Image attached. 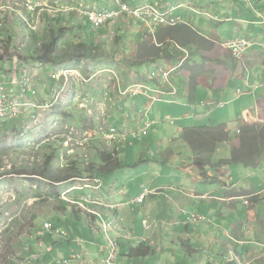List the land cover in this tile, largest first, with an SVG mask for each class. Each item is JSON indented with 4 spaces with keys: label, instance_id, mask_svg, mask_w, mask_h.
<instances>
[{
    "label": "rangeland",
    "instance_id": "rangeland-1",
    "mask_svg": "<svg viewBox=\"0 0 264 264\" xmlns=\"http://www.w3.org/2000/svg\"><path fill=\"white\" fill-rule=\"evenodd\" d=\"M171 1L172 0H0V61H5L4 64H0V78L6 81L8 74L11 73L15 75L22 67L21 72L29 76V89L34 91L32 92V94H34L33 97L29 96L28 98V96H26L24 101L28 104L25 107L24 105L21 106L22 117L19 118V120L0 123V146L2 142H5L7 147H16L0 156V173L3 171L11 172L16 169L29 174L32 171L43 172L46 168L49 175L48 178L36 177V180L32 178L35 181V183H33L35 189L28 180L23 178V176H5V178L0 180V264H65L63 263L65 260H68V264H99L102 256L99 251L95 253L96 250H93L92 254L89 255L83 252L84 249H86L84 244L80 246L77 242L80 241L82 237H85L87 228L90 230L91 235L92 233L95 235L91 228L100 230V228H103L104 223L106 225L109 222H118V216L113 214L110 210L115 207L105 206L100 199L92 198L90 194H84L80 199H75L70 193H67L70 197L69 201H61L58 200L57 197L52 198L48 195L50 191L51 194L52 191H54L53 187H57L61 193L66 192L67 189L72 190L80 186H89L90 188L92 187L91 189L93 190L100 186L103 187V185H101L102 183H100L97 178L89 174L90 170L95 171L96 166L99 167L100 165L95 164L99 160L97 151L95 150L96 152H94L92 149H89L88 152H82L79 156V149L77 148H85L86 143L91 142L93 139L92 131L99 128V126L103 127L104 113L102 112L99 114L100 116H98V113L95 114L90 112L92 115L88 117L89 122H85L82 115H84L83 111H85L86 108H80L82 102L73 101V96L77 92L85 91L86 93L88 91V93L91 91L98 93V88L102 85H106L105 91L107 94L111 93L114 88L112 83L113 80H118L116 85L122 86V82L130 78L131 74L128 73V69L131 67V64L136 65L141 63L138 68L133 66L132 70L139 72L145 80H149L150 75L148 72L151 73L152 70L149 69L151 66L147 64L145 60L151 58L149 55L153 54V56H155L154 61H157L156 56L159 55V52L156 51L157 47L155 48V45L151 44L148 34L144 38L143 32L146 33L147 30H152L158 25L150 18L143 19L135 15L144 14L151 17L149 9L138 12L139 9L150 6L163 12L161 3H169ZM223 1L225 2L226 0ZM241 1L243 2V0ZM211 4L220 5L221 2L219 0H211ZM251 5L254 6L251 1L247 3L248 7ZM260 6L264 7V0L260 1ZM125 7H129L130 10L124 11ZM113 9H117L115 10L116 16L114 15L112 19L107 20L102 28H93L91 19L93 15H95V17L97 15L92 11L96 10L95 12H101ZM173 9L174 8L170 10L167 9L166 11L172 12ZM109 13L113 14V12ZM128 16L132 17L130 18ZM256 28L258 29L255 31ZM61 30H66L63 32V36L60 35ZM141 30H143L142 33ZM260 30L264 31V26H250V36H254L255 32ZM138 32L141 33V36ZM152 35L150 37L154 38ZM54 37L57 39L55 56L52 58L55 62L50 63V65L47 63H42L43 65H40L41 62L36 61L37 57L34 50L37 48L44 49ZM263 38L264 36L261 37V40H263ZM226 43L227 42L219 43V45L226 51H229L225 47ZM79 45H82L81 49L76 48V46ZM174 46V52L172 51L173 53L167 54L166 51L170 49V46L164 45L162 47L164 52H162L158 58L161 57L162 59H159L168 62L167 65L169 68L176 70L178 67H173L174 62L177 60H174V55L180 56L181 51L185 50L181 47L179 50L176 44ZM172 48L174 47L172 46ZM83 54L84 56H82ZM188 54L191 56L193 53L188 52ZM187 56L188 55L184 56V59H181L182 63L179 67L185 64ZM187 60L190 61V58ZM11 61H13V64H11ZM111 64L112 69L108 67V65ZM125 66L128 72L121 73ZM103 69L106 72L113 71L114 73H110L111 80L106 77L109 82H100L99 84L100 76L105 72ZM72 70L78 73H68V71ZM259 70L263 71L262 69ZM3 75H5V78H2ZM90 75L92 79H89ZM87 80L93 81L86 84ZM86 85H89V87ZM135 90L137 93H140L139 91L143 90V88ZM48 97H50L49 100ZM59 97H64V101L58 102V108L49 109V105L56 103ZM100 99L102 100V98ZM134 100L138 101L139 104L136 109H139L141 99L135 98ZM29 107L32 108L29 109ZM159 107L165 112L168 108L170 109V106H167V108L165 105L155 104L154 110L149 112V116L150 114L153 115L159 112V126L155 127L150 125L151 127L148 132L143 131L137 138H133L129 135L127 143L117 145L118 158L120 161L123 160L122 155H124L129 161L132 162V159L136 158V162H138L141 155H150L151 147L156 151L157 139L168 136L169 130L161 132L160 128L167 129L171 123L162 119ZM172 110L175 109L172 108ZM222 111L223 110H221V113ZM215 115L218 114H214L208 119L214 118ZM149 116L147 115L145 119L148 118L149 120ZM175 118L177 119L174 121L175 123H172V126L175 125L178 126V128L185 126V124L180 122V120H182L180 119L181 117ZM119 119L124 121V115L118 116L117 120ZM114 121L115 119L113 122ZM144 121L143 125H145ZM210 122L212 125H215L213 120H210ZM260 126L262 128L264 124L259 125L255 135L261 132ZM232 127L236 128V124H232ZM249 129L253 130L251 127ZM203 132L206 131L197 134H199L201 138L208 139H214V137L217 138V136H219L218 133ZM239 133L241 134V141L243 140L245 142L243 138L245 132ZM253 133V131L252 134L249 133L250 142L248 143V148L251 145L254 150L259 149L258 152L255 153L252 151L247 158H243V153L246 151L244 148L245 145H243L240 148H235L237 157L233 154L228 160L222 159L225 158L224 152L221 155L222 160L218 161L214 166L217 168H224L225 166H231L239 162L245 164L246 161L252 168H249L245 173L247 168L244 165H233L232 171L234 176L237 180L247 179V182L251 179L259 180V187L264 188V145L260 147V143L264 141H258L259 146H257V142L252 143ZM227 137V134L222 137V142L219 144L220 146L218 145L219 147L217 146L216 151L212 152L210 156H218L217 151L222 146L221 144L227 140ZM64 140H67V142ZM182 140L189 145L188 147H190V150L194 154H197V156H204V154H207V151L195 152L193 148H191L189 141H192L193 147L198 149L195 145L198 144L199 140L195 135H190L189 133L184 134L182 135ZM107 141L106 138H103L102 144H99V147L104 151L108 149L106 147ZM130 143L131 145H129ZM63 144H66V146ZM64 150L75 152H73L74 154L72 152L63 154ZM111 150L114 152L116 146L114 145ZM49 158L51 160H49ZM234 158L236 160H234ZM213 159L215 158H211V160ZM259 161L261 164L257 168ZM102 166L103 165H101V167ZM128 166L131 165L128 164ZM195 166L199 170L202 179H208L206 172L210 168L209 163H207L204 158H201L195 161ZM139 167L142 168L144 165ZM104 168H107V165H104ZM117 170L108 173L105 177L103 176L102 179L105 180L104 183H112V181H114L113 183L119 185L123 183H125V185L134 184L139 190V184H145L146 177H141L136 180H128L123 177L125 173L131 174L133 169H125V172H123L124 170ZM140 173H142V171H140ZM253 174L257 176L253 177ZM164 179L159 180V182L165 181ZM35 190L37 191L36 196L34 193ZM103 190L104 191L101 192L104 194L108 193L107 187L103 188ZM147 195L148 193L145 191L136 198V202L139 203L138 205L125 207L122 220L127 227V231L122 228L121 221L116 223L114 231L109 233V235L114 237L119 243V252L121 256H124V258H121L124 264L226 263L225 260L227 259L228 251L224 246V244H226L224 241L229 242V239L226 238L224 233L225 230L223 227L222 229L218 227L216 230L206 228L205 221L199 225L200 231L206 232L210 237L216 236L223 240L221 243H215L212 250L208 244L202 245L199 243L195 245V243H193L191 246L189 244L185 246L193 248L192 251H194V249L197 250V253H192L187 248V251H185L181 247L178 250V248L174 246H170L169 250L167 249V254L162 253L164 248L159 252L157 244L161 245L160 240L165 236L164 231L166 228L163 222H154V220L156 218H165L166 214L176 217L179 215L172 209L175 204L172 198L169 199L170 201H168L166 197H164L163 200L160 198L161 201L157 205H154ZM15 196L19 197L18 200H14ZM262 198L263 199H260L258 204L254 207L264 221V194ZM145 199V206L141 205V203H144ZM73 206L79 209L83 208L84 215L94 218V224H90L91 228H86L85 219L81 215L79 219L74 216ZM155 207H157L158 210L153 209ZM212 208L214 211L213 213ZM88 209L92 210L88 211ZM114 210H116V208ZM191 210H194L195 213L190 211L189 218H191L193 214L196 215V213L202 215L207 213V223L210 222L212 225L214 224V215H217L224 221L219 211L218 202L213 204L210 201L204 202L202 200L198 202L196 208ZM234 210L232 219L236 222L240 221L241 218L248 219L247 214L249 212V207L245 205L244 200H240L239 203L235 205ZM97 212L101 217L96 214ZM143 215L151 217L150 222H152V225H149L148 222H145L143 225V223L139 221V218ZM229 219L230 218L227 220L229 221ZM47 221L51 225L50 231L41 229L44 228L42 225ZM132 222L137 225L136 234L131 226L128 227ZM145 224L147 229L145 228ZM228 224H230V226ZM228 224L227 226L231 228V223L229 222ZM256 225L260 227L263 223H257ZM38 228L41 230H38ZM193 229L194 225L191 230ZM176 230L180 232L186 231L185 228ZM41 231H45L48 242L53 245V248L56 247L55 252L46 255V246H40L42 245L40 239L44 233H41ZM119 231L120 236H117ZM128 232H132V236L127 235ZM66 233L68 236L64 238L63 236L67 235ZM52 234L54 235L52 236ZM97 234L101 240L98 246L104 247L110 244L102 231ZM253 236L255 238L264 239V236L260 233ZM144 237H146V241H144ZM69 239L71 241L70 244L67 243ZM152 243L154 245H152ZM141 245L153 248V253L145 258L130 259V251L133 249H141ZM241 247L245 249V255L249 251L254 250H260L264 253V243L261 245L257 244L255 246ZM48 250H50V248ZM217 251H219V257H217ZM90 259L94 262H91ZM216 260L218 262H216ZM258 264H260V262H258Z\"/></svg>",
    "mask_w": 264,
    "mask_h": 264
},
{
    "label": "crops",
    "instance_id": "crops-1",
    "mask_svg": "<svg viewBox=\"0 0 264 264\" xmlns=\"http://www.w3.org/2000/svg\"><path fill=\"white\" fill-rule=\"evenodd\" d=\"M219 1L221 2L220 5L211 4V0H172L169 3H161L163 11L174 8L170 14L180 18L178 23L190 26L200 36L212 43V48L210 50L198 49L195 45L183 46L179 43L177 44L169 40L170 38L167 36L166 31L161 32L159 30L160 28L167 29L169 28L168 26H157L152 30H147L148 33L143 32L144 38L148 34L151 44L155 45V48L157 47L156 51L159 52V55L164 52V50H162L164 45L170 46V49L166 51L167 54L174 52L173 49H175V44L179 50L183 48L186 51V53L181 51L180 56L174 55V60H177L174 62V66L172 65L173 67L178 66L183 56L188 55L185 64L170 74L167 83L164 82L158 73H156L157 75L154 78L150 77L149 80H145L139 72L132 70L133 66L138 68L141 63L136 65L131 64V67L128 69L129 72L126 66L121 71V73H130V78L128 80L125 79V82H122V86H117L116 83L118 80L116 77L117 81H112L114 88L111 93L107 94L105 91L106 85H102L99 86L98 93H94L90 90V93H88L89 91L87 93L86 91L77 92L73 96V101L82 102L80 108H86V110L88 108L87 111L82 110L84 112L82 116L85 122H89L88 117L92 115L91 113H98V116H100L99 114L102 112L104 113L103 127L99 126V128L92 131L93 139L91 142L86 143L85 148L82 147L83 145L81 146L82 148H77L79 149V156L82 152H88L89 149H92L94 152L97 151V156L100 152H106L108 155H111V161L118 164V168L115 170L119 169L125 172V169H133L131 174L125 173L123 177L128 180L146 177L145 184H139L140 190L134 186V184L125 185V183H123L119 185L113 183L114 181H112V183H104L105 180H103L102 177H105L108 173H105L104 169L101 170V165H103L102 168H104V164L98 156L99 160L95 164L100 165L99 167L96 166L95 171L90 170L89 174L97 178L100 183H102L101 185H103V187L100 186L93 190L91 189L92 187L90 188L89 186H80L72 190L67 189L66 192L62 193L60 190L58 191L61 195L65 193V197L67 198L61 201L70 200L67 193H70L75 199H80L84 194H90L92 198L100 199L105 206H114L116 210H114L115 208L110 210L113 214L118 216V222L122 221V228L126 231L127 227L122 220L123 212L125 211V207L139 204L136 202L138 196L147 191V197L149 196L148 198H150L154 205H157L161 201L160 198L163 200V198L166 197L168 201L172 198L175 202L172 209H174L179 216L176 217L166 214L165 218H156L154 220V222H163L166 228L164 231L165 236L160 240L161 245L157 244L159 252L164 248L162 253L167 254V249L169 250L170 246L177 247L178 250L181 247L183 250L187 251L188 248L185 245L189 244L191 246L193 243H195V245L199 243L202 245L208 244L212 250L215 243H221L223 240L216 236L210 237L206 232L200 231L199 225L205 221L206 228L216 230L218 227L221 229L223 227L225 230L224 233L226 238L229 239V242L224 241L226 242L224 246L228 251L227 259L234 258L233 261H237L238 264H258V262L264 264V253L260 250L249 251L245 255V249L241 247L255 246L257 244L261 245L264 243V239L255 238L253 236L257 233L264 236V221L254 207L258 204L260 199H263L264 188L259 187V180L251 179L247 182V179L237 180L234 176L232 171L233 165H244L247 168L245 173L249 168H252L251 165L239 162L231 166H225L224 168H217L214 166L222 159L228 160L233 154H236L235 148H240L242 146L241 134L239 132H243L244 129H249L250 127L257 130L260 124H264V38L261 40V37L264 36V31L260 30L255 32L254 36H250L251 32L249 31L250 26H264V7L260 6L261 0H243V2L241 0ZM250 1L255 7L252 5L250 6L251 8L247 6V3ZM257 29L258 28H256L255 31ZM142 31L143 30H141V33ZM141 33L138 32L140 36ZM151 35L154 38L150 37ZM235 39H247L251 44V47L244 53L241 59L238 60L232 59L230 52L219 45V43L229 42ZM172 46L174 48H172ZM188 52H192L193 54L190 56ZM149 56L151 58H147L145 61L151 66L149 69H151L152 72H156L158 69H163L165 71L171 70L167 65L168 62L160 60L162 59L161 57H159V59L158 56H156L157 61H154L155 56H153V54ZM188 58H190V61L187 60ZM239 61H241L243 65L244 74L238 75L237 77L234 73L236 64ZM11 64H13V61ZM200 66L204 68V72L198 70ZM108 67L112 69V64L108 65ZM103 71L105 70L103 69ZM193 71L198 73V76L194 77L196 82L199 83L195 90L192 89L194 81H191ZM111 72L113 71H105L102 73L99 84L100 82H109L106 77L110 78ZM69 73L73 74L78 72L72 70L69 71ZM148 73L151 76V73ZM89 79H92L91 75ZM92 81L87 80L86 84ZM87 87H89V85ZM133 87L136 89L143 87V90L139 91L140 93L128 92L131 91L130 88ZM193 90L195 91L194 94H192ZM100 98H102V100ZM135 98L141 99L139 109H136L139 103L134 100ZM49 99L50 97H48V100ZM63 99L64 97H59V100L54 105V109L58 108V102L64 101ZM155 104L165 105L166 107L170 106V109L167 107L168 110L165 112L159 107L162 119L171 123L167 129L160 128L161 132L169 130L168 136L157 139L156 151L150 146V155H141L138 162H136V158L132 159L131 162L124 155H122L123 160L120 161L118 158L117 145L127 143L129 135L133 138H137L143 131L148 132L152 125L155 127L159 126V112L153 115L150 114L149 116V112L154 110ZM171 106L175 110H172ZM221 110H223L222 113ZM214 114H218L219 116L215 115L214 118L208 119ZM120 115H124V121L121 119L117 120V117ZM147 115L149 116V120L148 118L145 119ZM175 117H181L180 119L182 120H180V122L185 124L186 127L178 128V126H172V123H175L174 121L177 119ZM114 119L115 121L113 122ZM210 120H213L215 125H212ZM143 121L145 125H143ZM232 124H236V128H233ZM147 125L148 127L146 128ZM217 127L222 128L227 133L228 137L227 140L221 144L222 146L218 149V156L216 157L215 155L213 157L210 156L212 152H207L204 156H197V154H194L190 150V147H188L189 145L182 140V135L184 134L190 132L202 133V131H206L205 133H212ZM261 129H264V127ZM103 138L108 140V143H106L108 149H106V151L99 147V144H102ZM65 142H67V140ZM249 142V140L246 141L244 147L246 149L245 153L247 152ZM263 143H260V147H262ZM114 145L116 146V150L113 152L111 149ZM129 145H131V143ZM191 148L197 150V148L193 146ZM66 152L73 153L75 151L64 150L63 154ZM224 152L225 158L221 159V155ZM201 158H204L210 166L209 170L206 172L208 179L204 180L195 166V161ZM211 158L215 159L211 160ZM128 164L131 166H128ZM260 164L261 162L259 161L257 168ZM141 165H144V167H139ZM140 171H142V173H140ZM252 176L255 177L257 175L253 174ZM162 179L165 181L160 183L159 180ZM105 187L108 189V193L106 194L101 192L104 191L103 188ZM146 199L141 205L145 206ZM58 200H60V198H58ZM202 200L204 202L210 201L213 204L218 202L219 211L224 221L217 215H214V224L212 225L210 222L207 223V213L205 215L196 213V215L193 214L191 218H189L190 211L195 213L194 210L191 209L196 208L198 202ZM240 200H244L245 205L249 207V212L247 214L248 219L241 218L240 221L236 222L232 217L235 211L234 207ZM247 202L249 203L247 204ZM157 207L153 209L158 210ZM213 212L212 208V213ZM73 213L77 219H79L80 215L85 219L86 228H91L90 224H94V218L84 215L83 208L79 209L73 206ZM228 218H230L229 221L227 220ZM139 221H141L143 225L145 222L152 225V222H150L151 217L148 215L141 216ZM229 222L231 223V228L227 226ZM261 222L263 225L258 227L256 224ZM193 225L194 229L191 230ZM228 225L230 226V224ZM129 226L134 229L136 234L137 225L132 222L128 227ZM182 228H185L186 231L180 232L176 230H182ZM91 230L95 235L93 233L91 235L90 230L87 228L85 237H82L77 243L80 246L84 244L86 249H84L83 252L89 255L92 254L93 250H96L95 253L99 251L100 255H102L99 264H102L103 259L107 257V250L105 249L107 245L104 247L98 246L101 241L97 234L98 231L94 228H91ZM102 233L104 235L106 234L105 232ZM119 234L120 231L117 236H120ZM53 235L54 234H52V236ZM127 235L132 236V232H128ZM67 236L68 234L63 237L66 238ZM43 238V244L40 246H46V255L55 252L56 247L53 248V245L48 242L47 236L45 235ZM144 239H146V237H144ZM67 243H71L70 239ZM152 245L154 244L152 243ZM49 248L50 250H48ZM197 252L198 251L195 249L192 251V253ZM216 253L217 257H219V251ZM227 259L225 260V264H228ZM90 260L94 262L92 259ZM120 262L124 264L121 258ZM216 262L218 261L216 260ZM202 264H205V262Z\"/></svg>",
    "mask_w": 264,
    "mask_h": 264
},
{
    "label": "trees",
    "instance_id": "trees-1",
    "mask_svg": "<svg viewBox=\"0 0 264 264\" xmlns=\"http://www.w3.org/2000/svg\"><path fill=\"white\" fill-rule=\"evenodd\" d=\"M168 29V30H167ZM167 29L164 28H160L159 30L161 32L166 31L167 36L170 38L169 40L175 42V43H179L180 45L183 46H191V45H195L198 49H205V50H210L212 48V43L209 42V40L203 38L202 36H200L196 31H194L190 26L183 24V23H178L172 27H169ZM66 30H61L60 31V35L63 36V32ZM57 39L54 37L52 39V41L49 43L48 46H45L44 49L41 48H37L36 50H34L36 53V61H39L41 63H47L50 65V63L55 62L54 59H52L55 56V51L57 48ZM76 48H82V45L76 46ZM84 56V54L82 55ZM81 56V57H82ZM198 70L201 72H204V68L202 66L198 67ZM198 73L193 71L192 76H191V81L193 82L192 85V89L195 90L196 86L199 84L196 82L195 80V76ZM192 84V83H191ZM192 91V94H194L195 91ZM252 131L254 132L252 135V143L257 142V146H259L258 141H264V129H261V132L258 135L256 134V130L253 128V130L251 129H244L245 132V136L243 137L245 139V142L242 140V146L246 145V141L250 140L249 139V133L252 134ZM205 133V132H203ZM215 134L218 133L219 136L214 137V139H208V138H201L199 134H197L196 132H190V135H195L196 138L199 140L198 144H196L195 146L198 147V149H194L193 150L195 152L197 151H207V152H215L217 149V146L222 142V137L225 136V134H227L222 128L217 127L214 131ZM190 146L192 147V141H189ZM264 145V144H263ZM255 147V144H254ZM12 148H16V147H12ZM11 147H7L5 142H2L1 146H0V156H2L3 154L7 153L9 150L12 149ZM259 149L254 150L253 146H249L248 151L246 153H243V158H247L249 156V154L253 151V152H258ZM99 158L102 160L104 165H107V168H102L101 170L104 169L105 173H110L111 171L115 170L116 168H118V164L115 162L113 163L111 155H108L107 153L104 152H100L98 154ZM236 156V154H235ZM107 157V158H106ZM237 157V156H236ZM49 160H51L49 158ZM234 160H236L234 158ZM245 164H247V162L245 161ZM255 164V163H254ZM200 165V164H198ZM0 168H1V161H0ZM106 169V170H105ZM5 176H16V177H21L23 176V178L25 180H28L31 184L35 183V181L33 179H26L24 176H28V177H43V178H48V172L47 169L45 168L43 172H38V171H32L29 174H26L20 170H12L11 172H6L3 171L0 173V180L5 178ZM50 178V177H49ZM57 181V180H56ZM35 189V188H34ZM52 194L51 191L48 193L49 197L52 198H56L58 197L59 191L57 189V187H53ZM36 190H35V196H36ZM38 195V194H37ZM19 196V195H18ZM18 196H15L14 200H18ZM39 197V196H37ZM42 229V228H41ZM38 228V230H41ZM47 232V231H46ZM45 236V233H44ZM43 236V237H44ZM41 238L42 240L44 238ZM189 249L190 252H192V248L191 247H187ZM151 253H153V248L151 249L150 247H146L145 245L141 246V249L138 250H131L129 253V258H136V259H140V258H145L148 257ZM120 257H124L121 256ZM229 264V263H228ZM230 264H238L237 262H231Z\"/></svg>",
    "mask_w": 264,
    "mask_h": 264
},
{
    "label": "built area",
    "instance_id": "built-area-1",
    "mask_svg": "<svg viewBox=\"0 0 264 264\" xmlns=\"http://www.w3.org/2000/svg\"><path fill=\"white\" fill-rule=\"evenodd\" d=\"M132 7V6H130ZM96 10L92 11L96 13L98 17V20L94 22L96 26H100L102 23L105 22V19L110 17V15L105 12H95ZM155 13L157 14L156 17L153 19L150 16L144 15V14H137L135 16L143 19H152L153 22L157 23L158 26H168L172 27L175 24H177L180 21V18L177 16H172L170 12H159L155 10ZM125 14V13H124ZM126 15V14H125ZM102 17L103 19H101ZM132 17V16H128ZM92 18V17H91ZM225 47L229 50L231 57L234 60L241 59V57L244 55V53L251 47V44L247 39H235L232 41H229L225 44ZM186 53V51H183ZM186 56V55H185ZM184 59V56L183 58ZM5 61H0V64H4ZM182 63V60L176 66V68L180 66ZM17 69V68H16ZM175 69H171L169 71H165L163 69H158L157 73L160 75V77L164 80L165 83L169 81L170 74ZM66 73V72H65ZM69 73V71H68ZM156 76V72L151 73V77L154 78ZM29 76L21 72V68L18 70V72L13 74H8V77L5 80H2L0 78V123L2 122H10V121H17L19 118L22 117V111L21 106L24 105V107L28 104L26 103L25 98L26 96L33 97L34 94L29 88ZM32 77V76H30ZM2 78H5V75L2 76ZM28 89V92H27ZM59 93V92H58ZM29 94V95H28ZM24 101V102H23ZM49 105V104H48ZM53 105H49V109H51ZM32 107H29V109ZM28 109V110H29ZM61 199H67L65 197V193L61 196ZM92 209H88V211H91ZM99 217L100 214L96 213ZM114 225V222H109L108 224L103 225V228H101L104 232H106L109 228H111ZM50 223L47 222V224L44 226V229L47 231H50ZM110 240V247H106L107 250V257L103 259L102 264H120L118 262V252L115 247V243L112 239ZM234 258L228 259L229 262H233Z\"/></svg>",
    "mask_w": 264,
    "mask_h": 264
},
{
    "label": "bare ground",
    "instance_id": "bare-ground-1",
    "mask_svg": "<svg viewBox=\"0 0 264 264\" xmlns=\"http://www.w3.org/2000/svg\"><path fill=\"white\" fill-rule=\"evenodd\" d=\"M127 6V5H126ZM145 9H149L150 10V12H149V14L151 15V18H155L156 17V13H155V10L156 11H159V9H156V8H152V7H150V6H147L146 8H140L139 9V11L138 12H142L143 10H145ZM115 10H117V9H113V10H109V11H107V13L110 15V17H108L107 19H105V22H107V20H110V19H112L113 17H114V15L116 16L117 14H116V11ZM130 10V8L129 7H125L124 8V11H129ZM102 12H105V11H102ZM109 12H113V14L112 13H109ZM160 12V11H159ZM167 12V11H166ZM98 17L99 16H96L95 17V15H93V18L91 19V23L93 24V28L95 27V29H100V28H102L103 27V25L105 24V22L104 23H102L100 26H96L95 24H94V22L95 21H97L98 20ZM101 19H103L102 17H100ZM155 23V22H154ZM155 24H157V23H155ZM158 25V24H157ZM12 62V61H11ZM39 63V62H38ZM37 64V63H36ZM37 65H39V64H37ZM40 65H43L42 63H40ZM22 68V67H21ZM151 77V76H150ZM152 78V77H151ZM158 83V82H157ZM140 88H143V87H139V89ZM131 89V91H128V92H136V88H130ZM137 93V92H136ZM132 94H134V93H132ZM53 105V107H51V109H53L54 108V105H55V103L54 104H52ZM109 124V123H108ZM148 127V125L146 126V128ZM115 135V134H114ZM111 136V135H110ZM66 141V140H65ZM61 143V142H60ZM63 145H65L66 146V144H63ZM61 154V153H60ZM74 154V153H73ZM91 197V196H90ZM48 222V221H47ZM47 222H44V224L42 225V227H44L46 224H47ZM114 228H115V224L111 227V228H109L105 233H106V235H109V233L110 232H112V231H114ZM145 228L147 229V226H146V224H145ZM43 230H45L44 228H43ZM100 231H102V232H104L102 229H100ZM45 233V231H42L41 233ZM44 233L42 234V237L44 236ZM144 241H146V239H144ZM40 242L43 244V240L42 239H40ZM233 255V254H232ZM230 264V263H229Z\"/></svg>",
    "mask_w": 264,
    "mask_h": 264
},
{
    "label": "clouds",
    "instance_id": "clouds-1",
    "mask_svg": "<svg viewBox=\"0 0 264 264\" xmlns=\"http://www.w3.org/2000/svg\"><path fill=\"white\" fill-rule=\"evenodd\" d=\"M176 25V24H175ZM25 178H30V179H32L33 177H28V176H24ZM35 179V178H34ZM36 180V179H35ZM34 188H35V186H34V184H31ZM57 198H60V200H63V199H61V194H60V196L59 197H57ZM249 202H247V204H248ZM116 223H118V222H116ZM116 223H114V224H116ZM101 229V228H100ZM98 232H100V230H97ZM105 237H106V239L108 240V242L110 243V240L109 239H112L113 241H114V243H115V247H116V250H117V252H118V262L120 263V264H122L121 262H120V253H119V247H118V242L116 241V239L114 238V237H112L111 235H106L105 234ZM129 238V237H128ZM142 246V245H141ZM107 247H110V244H108L107 245ZM106 248V247H105ZM122 258H124V257H122ZM233 262H237V261H233ZM63 263H65V264H68L69 262H68V260H65ZM227 263H231V262H229L228 261V259H227Z\"/></svg>",
    "mask_w": 264,
    "mask_h": 264
},
{
    "label": "water",
    "instance_id": "water-1",
    "mask_svg": "<svg viewBox=\"0 0 264 264\" xmlns=\"http://www.w3.org/2000/svg\"><path fill=\"white\" fill-rule=\"evenodd\" d=\"M242 74H244V68H243L241 61H239L236 64V70H235L234 75L238 77V75H242Z\"/></svg>",
    "mask_w": 264,
    "mask_h": 264
}]
</instances>
